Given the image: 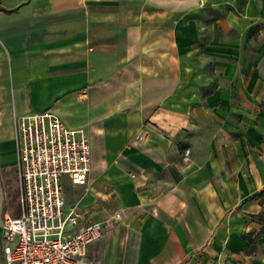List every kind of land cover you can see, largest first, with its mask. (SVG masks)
<instances>
[{
	"label": "crops",
	"instance_id": "0c3cea01",
	"mask_svg": "<svg viewBox=\"0 0 264 264\" xmlns=\"http://www.w3.org/2000/svg\"><path fill=\"white\" fill-rule=\"evenodd\" d=\"M47 111L89 140L87 262L264 264V0H0V225Z\"/></svg>",
	"mask_w": 264,
	"mask_h": 264
},
{
	"label": "built area",
	"instance_id": "2783aa9c",
	"mask_svg": "<svg viewBox=\"0 0 264 264\" xmlns=\"http://www.w3.org/2000/svg\"><path fill=\"white\" fill-rule=\"evenodd\" d=\"M15 129L19 214L0 225L4 264H91L84 252L102 235V226L80 225L74 209L64 212L61 182L66 177L74 185L87 183L85 131L68 129L48 111L17 118Z\"/></svg>",
	"mask_w": 264,
	"mask_h": 264
},
{
	"label": "trees",
	"instance_id": "16d2710c",
	"mask_svg": "<svg viewBox=\"0 0 264 264\" xmlns=\"http://www.w3.org/2000/svg\"><path fill=\"white\" fill-rule=\"evenodd\" d=\"M258 196H259V197L264 196V190H262V191L259 193Z\"/></svg>",
	"mask_w": 264,
	"mask_h": 264
},
{
	"label": "rangeland",
	"instance_id": "374dc122",
	"mask_svg": "<svg viewBox=\"0 0 264 264\" xmlns=\"http://www.w3.org/2000/svg\"><path fill=\"white\" fill-rule=\"evenodd\" d=\"M262 200H264V198H262ZM260 217L264 219V216H263V215L260 216ZM16 240H17V239H16ZM16 240H15L14 244L16 243Z\"/></svg>",
	"mask_w": 264,
	"mask_h": 264
}]
</instances>
